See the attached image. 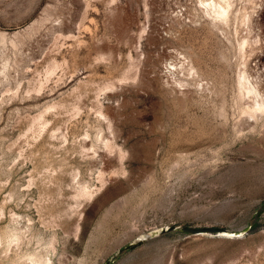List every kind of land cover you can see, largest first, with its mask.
<instances>
[{
	"label": "rangeland",
	"instance_id": "obj_1",
	"mask_svg": "<svg viewBox=\"0 0 264 264\" xmlns=\"http://www.w3.org/2000/svg\"><path fill=\"white\" fill-rule=\"evenodd\" d=\"M211 1L0 0V264H264V0Z\"/></svg>",
	"mask_w": 264,
	"mask_h": 264
},
{
	"label": "bare ground",
	"instance_id": "obj_2",
	"mask_svg": "<svg viewBox=\"0 0 264 264\" xmlns=\"http://www.w3.org/2000/svg\"><path fill=\"white\" fill-rule=\"evenodd\" d=\"M212 1H211V3H206L207 4V7L209 9H212V12H213L212 14L216 15V18H219L221 21L226 20L227 17H229L228 16L229 9H231V6H232L231 1L230 0H218V1L212 0ZM207 13H208V11H207ZM241 235H243V232L242 231H239V232L224 231L222 233H218V236H220V237H227V238L238 237V236H241ZM143 237L144 236H140L139 239L140 240H143Z\"/></svg>",
	"mask_w": 264,
	"mask_h": 264
},
{
	"label": "water",
	"instance_id": "obj_3",
	"mask_svg": "<svg viewBox=\"0 0 264 264\" xmlns=\"http://www.w3.org/2000/svg\"><path fill=\"white\" fill-rule=\"evenodd\" d=\"M263 213H264V203L262 204L261 210L256 214V217H260L261 215H263ZM253 219H254V217H253ZM171 230H173V228H167L166 230L161 231L159 233H164V232H168V231H171ZM179 230H181L182 232L191 234V235H199V234H203V233H210V234H212L214 236H218V233L224 232V230L218 229V228H205V229L180 228ZM241 236H238V237H235V238H239ZM142 242H143V240H138L137 242L129 244L124 249L119 250L117 252V255L121 254L123 251L130 250L133 246H135L136 244H140ZM105 264H109V262H106Z\"/></svg>",
	"mask_w": 264,
	"mask_h": 264
},
{
	"label": "trees",
	"instance_id": "obj_4",
	"mask_svg": "<svg viewBox=\"0 0 264 264\" xmlns=\"http://www.w3.org/2000/svg\"><path fill=\"white\" fill-rule=\"evenodd\" d=\"M257 226V221H254L253 224L251 225V228H255Z\"/></svg>",
	"mask_w": 264,
	"mask_h": 264
}]
</instances>
